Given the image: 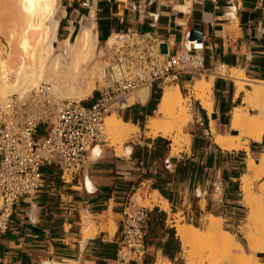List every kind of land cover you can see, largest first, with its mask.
Listing matches in <instances>:
<instances>
[{"label":"crops","instance_id":"0c3cea01","mask_svg":"<svg viewBox=\"0 0 264 264\" xmlns=\"http://www.w3.org/2000/svg\"><path fill=\"white\" fill-rule=\"evenodd\" d=\"M56 3L63 9L57 31L58 36L60 30H65L63 38L58 36L62 42L67 36L73 38L80 20L88 17L93 7L99 42L130 30L149 34L163 60L166 54L183 48L200 52L204 57L202 71L180 72L172 85H178L180 91L189 90L204 77L211 82L212 112L208 114L190 94L191 121L183 131L189 135V142L182 143L177 152L172 150V139L162 137L168 140L164 153L152 159L151 149L158 137H147L144 129L148 117L155 113L163 86L159 81L147 85V99L136 100L121 111L124 121L139 128L137 137L125 145L130 148L129 153L119 154L114 147L101 143L85 153L80 171L68 177H63L55 165L43 166L41 188L15 203L9 226L0 234V264H120L116 251L123 209L140 189H146L148 196L157 192L167 200L169 209L158 204L148 207L144 253L126 264H180L183 249L174 226L178 213L186 219L195 212L200 222L206 215L214 214L239 227L244 219L242 213L248 211L241 178L251 175L248 156L259 163L264 153V135L261 140L247 138L246 147L237 150L222 148L213 135L239 134L231 125L235 109L246 108L248 114L255 113L245 102L246 90L251 88L245 85L238 89L228 71L239 69L249 80L264 81V0ZM195 25L201 27L202 37L189 41V32ZM222 69L225 73H221ZM99 94L92 92L85 104L93 103ZM93 151L98 154L93 156ZM263 182L264 171L252 178V190L258 192ZM154 186H161L165 196ZM170 239L178 241V251L172 258L163 252L164 247L170 246Z\"/></svg>","mask_w":264,"mask_h":264},{"label":"bare ground","instance_id":"6f19581e","mask_svg":"<svg viewBox=\"0 0 264 264\" xmlns=\"http://www.w3.org/2000/svg\"><path fill=\"white\" fill-rule=\"evenodd\" d=\"M90 9L89 16L80 20L73 38L65 37L63 48L58 49L57 31L63 9L57 6L56 0H0V32L8 44L4 46L0 43V107H4L13 95L21 100L31 97L32 90L42 82L50 84L57 97L77 100L86 99L96 88L110 86L106 65L112 58L119 35L112 34L103 45L100 44L93 20L94 8ZM69 29L72 31L73 28ZM221 73H225V69ZM228 73L234 78L238 89L245 85L251 88L246 90L245 102L255 113L248 114L246 108L233 111L231 125L239 131L236 136L215 134L213 125L212 132L215 142L222 148L237 150L246 147L247 138L261 140L264 135V81L249 80L239 69H229ZM210 86L211 82L202 77L190 89V94L207 109L208 114L212 112ZM148 94L149 86H142L123 103L130 106L136 100L144 102ZM32 99L37 101L35 97ZM189 105L190 99L183 96L178 85L165 87L155 113L147 119L145 135L149 138H165L173 133L172 150L177 151L182 143L189 142V135L182 131L190 121ZM112 111L104 116V129L108 136L106 140L110 139L109 145L114 146L119 154H127L130 148L123 146L124 141L136 134L139 128L136 124L124 121L115 109ZM97 154L96 151L92 152L93 156ZM247 165L251 175L242 176L241 189L248 211L240 232L249 250L244 249L233 232L222 228L220 216L206 215L204 229L190 222L178 224L175 219L174 226L182 249L190 256L187 264H196L197 261L204 264L206 256V259L225 256L223 264H264L258 254L264 253L261 244L264 240V182L259 185L258 192L252 191L251 186L252 178L259 177L264 171V153L259 163L248 156ZM158 195L154 192L146 196L138 190L132 199L143 206L158 204L168 210L167 200ZM226 237H229V243H222ZM217 239H222L219 246ZM196 246L206 248L196 249ZM195 253L199 255L197 261L193 257Z\"/></svg>","mask_w":264,"mask_h":264},{"label":"built area","instance_id":"2783aa9c","mask_svg":"<svg viewBox=\"0 0 264 264\" xmlns=\"http://www.w3.org/2000/svg\"><path fill=\"white\" fill-rule=\"evenodd\" d=\"M117 35L106 66L110 86L98 89L93 103L57 97L51 85L42 82L31 97L21 100L13 95L0 107V234L9 226L15 203L41 188L43 166L59 167L63 177L75 175L85 153L106 142L104 116L110 108L123 111L129 108L124 100L138 88L204 68L198 51L183 48L163 60L149 34L127 30ZM148 213V207L132 200L124 206L116 251L120 264L143 255Z\"/></svg>","mask_w":264,"mask_h":264},{"label":"rangeland","instance_id":"374dc122","mask_svg":"<svg viewBox=\"0 0 264 264\" xmlns=\"http://www.w3.org/2000/svg\"><path fill=\"white\" fill-rule=\"evenodd\" d=\"M64 28L62 29V30H60V34L58 35L59 36V38H63V33H64ZM4 42V43H3ZM0 43L1 44H5L6 46H8V44H7V41H6V39L4 38V36L2 35V33L0 32ZM100 44H104V41H101L100 42ZM4 45V46H5ZM61 48H63V46H62V40H59L58 39V49H61ZM107 66V65H106ZM107 81H108V79H107ZM109 82V81H108ZM160 83H161V85L163 86V89L165 88V87H168V86H173L172 85V81H169V82H164V81H159ZM104 87L105 86H102V87H99V88H96L95 90H93L92 92H99L98 91V89H101V90H103L104 89ZM162 89V90H163ZM181 93L183 94V96L184 97H186V98H188V99H191L190 100V105H189V119H190V121H191V112H192V102H193V100H192V98H191V96H190V88H189V90H185V89H181ZM192 95V94H191ZM74 99V98H73ZM81 101H83L84 103H85V101H86V99H83V100H81ZM112 108H110V111L109 112H107V113H112L113 111V109L111 110ZM116 110V113L118 114V115H120L121 116V110H117V109H115ZM106 113V114H107ZM105 114V115H106ZM189 121V122H190ZM143 130V129H142ZM145 130V129H144ZM182 131H184V127H183V129H182ZM143 132V131H142ZM107 134V133H106ZM137 135H138V132L136 133ZM136 134H134V135H132V136H129L128 138H126V140L124 141V144H123V146H125L126 144H128V142H130L132 139H135L136 137H137V135ZM172 135H173V133H171L170 135H168L167 137H166V139L167 138H172ZM156 137H159V136H156ZM106 138H108V136L106 135ZM108 141V142H107ZM106 144H108L109 145V143H110V139L108 140H106V142H105ZM111 146V145H110ZM112 147H114V146H112ZM115 148V147H114ZM116 150V149H115ZM116 152L118 153V151L116 150ZM122 154V153H121ZM252 186V185H251ZM254 187H255V184H253V187H252V189H254ZM139 191H141V192H143L146 196H148V193H147V191H146V189H140ZM253 191V190H252ZM132 196L133 195H131V197H130V199L129 200H132L133 202H135V200L134 199H132ZM135 203H137L138 205H142L141 204V202H135ZM146 207H148V205L146 206ZM150 207V206H149ZM243 216H244V219H245V217H246V214H247V211H244L243 213ZM175 217H176V220H178V224H181V223H192V224H194L195 226H197V227H199L200 229H204L205 227H206V223H207V218H203L202 219V221L200 222V221H198V220H196V217H195V212L194 213H192L191 215H190V217H186V219H183L182 217H181V215H180V213H178V214H176L175 215ZM222 218V217H221ZM244 219H242L241 221H240V226L239 227H236L235 228V226L233 225H231V223H230V221H225L224 219H222V224H221V226H222V228L223 229H226V230H229L230 232H233V234H234V236H235V238L242 244V246L244 247V249L245 250H249V248H248V245H247V242H246V239H245V237L243 236V234H242V231L240 232V230H241V226L243 225V222H244ZM205 221V222H204ZM219 240V241H218ZM220 240H222V239H217V241H216V243H217V245L219 244L220 245ZM224 241H222V243H229V237H226V238H224L223 239ZM226 240V241H225ZM262 242L264 243V240H262ZM218 245V246H219ZM196 249H201V248H203V249H205L206 247H201V246H196L195 247ZM188 252L185 250V249H183V258H182V262H180V264H187V262L189 261V257H188ZM259 254V256L261 257V260H263L264 261V254H262V253H258ZM193 257H194V260L195 261H197V258L199 257V255L198 254H194L193 255ZM207 258V256L205 257V260L203 261V263L204 264H220V263H222L223 264V262L224 261H226V260H224L223 258H225V256L224 257H222V258H220V257H215V258H211V259H206ZM220 258V259H219ZM215 259V260H214ZM216 259H218V260H220L221 262H219L218 260H216ZM222 259V260H221ZM226 259V258H225ZM188 260V261H187ZM198 260H200V258L198 259ZM214 260V261H213ZM216 261V262H215ZM163 264H168V263H163ZM196 264H202V262L200 263V262H196Z\"/></svg>","mask_w":264,"mask_h":264},{"label":"trees","instance_id":"16d2710c","mask_svg":"<svg viewBox=\"0 0 264 264\" xmlns=\"http://www.w3.org/2000/svg\"><path fill=\"white\" fill-rule=\"evenodd\" d=\"M125 119V117H124ZM155 143L156 146L154 149H151V158L152 159H155V158H159V157H162L163 153H164V150L166 148V144H168V140L162 138V137H158L155 139ZM145 153L148 152V148L145 147ZM166 170V169H165ZM154 188H157L159 189L160 193L165 196V191L161 188V186H158V187H155ZM172 233H173V230L171 229L170 230ZM170 244L169 247L167 248H163V252L164 254L168 255L170 258L173 257V254L178 251V241H174L173 239H170V241L168 242Z\"/></svg>","mask_w":264,"mask_h":264},{"label":"water","instance_id":"95a60500","mask_svg":"<svg viewBox=\"0 0 264 264\" xmlns=\"http://www.w3.org/2000/svg\"><path fill=\"white\" fill-rule=\"evenodd\" d=\"M201 37H202L201 27L199 25H195L189 32L188 40L194 41L197 39H201ZM192 51H196V50L193 49Z\"/></svg>","mask_w":264,"mask_h":264}]
</instances>
